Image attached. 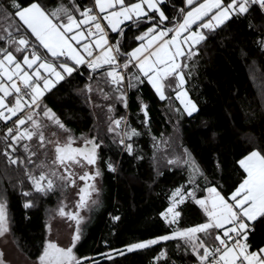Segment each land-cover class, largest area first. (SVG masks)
I'll use <instances>...</instances> for the list:
<instances>
[{
    "label": "snow or ice",
    "instance_id": "snow-or-ice-1",
    "mask_svg": "<svg viewBox=\"0 0 264 264\" xmlns=\"http://www.w3.org/2000/svg\"><path fill=\"white\" fill-rule=\"evenodd\" d=\"M163 3L164 0H94L91 7L81 8L72 0L71 6L61 3L48 9L38 0L27 4L11 0L10 8L0 11V18L5 22L18 18L17 22L0 29L6 33L0 35V41L6 45L0 47V121L12 124L0 137L5 145L0 155L8 165L16 166L18 171L22 169L16 184L23 185L26 179L31 185L30 190L22 192L26 198L56 191L63 195L69 185L76 183L77 172L72 166L85 169L78 175V179L84 181V187L77 193L76 211H66L63 201L59 208V215L67 216L77 225L70 245L60 247L56 242L45 240L36 258L37 264H89V258L75 255L73 246L82 234L84 217L79 215L80 208L96 207L100 191L93 182L100 175L99 169L89 172L87 167L95 168L101 144L96 142V137L82 136L79 138L82 144L74 146L77 138L50 108H42L45 93L66 81V77L71 78L81 66H86L88 82L77 89V94L85 95L88 103H92L93 92L106 101L123 102L125 84L127 88H133L147 80L160 100L165 99L166 89H173L184 113L191 116L197 111V105L189 98L186 81L195 67L191 61L198 55L199 46L206 42L209 33L225 22L250 14L253 6L264 14V0H184L185 7L174 9L176 15L169 19L162 11ZM144 25L150 26L141 32ZM126 28L136 29L138 34L134 40L137 44L122 51L121 40L112 42L111 33H119L122 37ZM41 50H44L43 54ZM130 67L132 71H128ZM125 72L128 73L127 81ZM112 110L109 103L108 112ZM141 110H144L143 104ZM109 119L108 131L113 132L120 128L124 118ZM52 125L68 133L66 140L46 139L45 130ZM124 135L131 141L139 133L130 129ZM34 139H38V149L43 151L44 160L40 162L36 159L38 151L33 150L30 143ZM119 143L125 145V140L121 138ZM46 145H54L53 158H49ZM126 149L131 155L133 144L127 143ZM162 161L169 169L173 165H182L189 172L186 190L184 186L175 188L168 197L167 208L160 213L164 224L172 231L128 242L120 248H112L105 240L108 251L99 256L114 264L115 257L178 239L183 241L186 252L194 257L193 264H264V247L252 251L247 243V221L264 216V150L254 148L238 161L246 175L230 195H225L222 188L204 176L187 150L172 158L165 155ZM107 167L115 171L112 163ZM58 168H63V173ZM200 177L204 178L206 186L198 195L201 192ZM92 193H96L97 199L92 198ZM187 200L202 211V222L174 227L182 215L179 206ZM32 205L33 200L27 199L23 207L27 209ZM112 220L118 221L119 217L113 216ZM9 231L5 205L0 202V235ZM166 255L161 249L151 264H158ZM0 264H5L2 253ZM91 264H98V261L92 259Z\"/></svg>",
    "mask_w": 264,
    "mask_h": 264
},
{
    "label": "trees",
    "instance_id": "trees-1",
    "mask_svg": "<svg viewBox=\"0 0 264 264\" xmlns=\"http://www.w3.org/2000/svg\"><path fill=\"white\" fill-rule=\"evenodd\" d=\"M55 1L62 0H38L48 9L56 5ZM86 1L89 0H82ZM19 2L27 4L32 0ZM0 6L10 8L11 0H0ZM161 7L171 19L176 15L174 9L184 6L182 0H165ZM14 21L17 22L15 18ZM148 26L144 25L140 31ZM137 34L135 28H126L122 37L119 33L111 34V40L115 42L119 38L123 45L121 50L128 51L137 44L134 40ZM262 42L264 16L257 6H253L250 14L233 17L208 34L206 42L199 46L198 55L191 61L195 67L186 81L190 97L197 105V111L191 116L181 113L170 93L165 101H158L146 84L126 90V108L119 102L103 101L102 107L112 103L115 111L111 118L120 119L126 112L124 131L136 129L139 133L131 138L135 141L131 155L121 149L112 133L99 130L100 122H96L91 104L86 102L85 95L77 94V89L88 82L86 66H81L71 78L66 77V81L45 95L43 106L50 108L70 133L76 137L93 136L101 143L98 166L105 188L104 206L100 211H93L90 222L82 228L81 238L73 247L78 258H89V264L92 259L98 264H113L99 256L108 251L105 240L112 248H120L128 242L172 231L164 224L160 213L165 209L171 191L179 186L187 188L189 172L182 165L166 167L162 161L165 155L172 158L187 150L204 176L222 188L225 195L240 182L243 172L238 161L254 148L264 150ZM5 46L0 41V47ZM11 126V123L0 122V137L6 127ZM4 147L0 139V152ZM20 155H24L22 148ZM108 163L116 164L115 172L108 169ZM17 176H22V169L18 171L16 166L8 165L0 155V201L5 205L10 232L18 249L29 259H35L46 239V209L55 203L57 195L53 192L26 198L22 192L30 190L31 185L26 179L23 185H17ZM198 183L199 195L206 182L200 177ZM27 199L33 200V205L25 209L23 205ZM179 210L181 219L174 227L202 222V211L191 200L180 205ZM113 216H118L119 220L113 221ZM247 243L250 250H257L264 244V216L251 224ZM161 249L167 255L158 264L194 262L183 241L173 239L115 257L114 264H151Z\"/></svg>",
    "mask_w": 264,
    "mask_h": 264
},
{
    "label": "rangeland",
    "instance_id": "rangeland-1",
    "mask_svg": "<svg viewBox=\"0 0 264 264\" xmlns=\"http://www.w3.org/2000/svg\"><path fill=\"white\" fill-rule=\"evenodd\" d=\"M2 10H3V8L0 6V11H2ZM77 18H79V17H77ZM14 22H15L14 20H9V21L5 22V20L3 18H0V29L7 27L8 24H11ZM0 35H6V33H4L3 31H0ZM19 59L22 60V57ZM108 90H109V88L107 86H105V91H108ZM94 94L95 95H92V97H91L92 103H90V104H91V108H92L93 113L96 115V117H95L96 122H100V123H98L99 124V127H98L99 130H101L102 133H112L114 135L115 140L118 142L121 138H123L125 140V145H120V146H121L122 150H127L126 144L128 141L126 139V136L124 135L125 125L122 126L123 121H125V124H126V112H124V114L122 115V117L124 119L121 122L120 128L113 131V132H109L108 131V126L110 123L109 117H111L114 114L115 110H112V112L109 113L108 112V105H106V106L104 105V107H102L103 101H106V100H104L100 96L99 93L94 92ZM126 94H127V92L125 89V100L123 102L114 101V100H112L110 102H112V103L113 102H119L120 104H123V106L126 108V103H127ZM94 105H101V107H95ZM43 107L44 106L42 105V108ZM44 119H45V122H47L46 118H44ZM98 128H94V129H98ZM52 133H55L56 135L53 136ZM70 134L73 137L77 138L75 144H79L80 142H82V140L79 139L82 136L88 137V138L93 137V136H89V135H82L80 137H76L72 133H70ZM67 135H68V133L63 132V130L59 129L57 126H54V125L48 127L45 130V136H46V139H48V140H54V141L60 140L61 142H63L64 140H66ZM30 143L33 146L35 145L33 150L38 151V156L36 158L37 162L44 160L43 151L38 149V144H39L38 139H34ZM46 147L49 149V158H53L54 157V145H46ZM152 147H153V145H152ZM154 147H156V146H154ZM35 148H37V149H35ZM113 166H114V169H116L115 163L113 164ZM96 168L99 169L98 162H97L95 168H93V166H88L87 170L89 172H92V171H95ZM57 170L59 172L63 173V168H58ZM72 170L77 172V177H75L76 183L74 185H69L64 190L63 195L60 191H56V195H57V197L55 198L56 201L50 208L46 209V214H45V230H46V239L45 240H51L53 242H56L58 244V246H60V247H65V246L70 245L71 235L73 232L76 231V228H77L75 221L68 219L67 216L59 215V208H60L61 201H63L64 205L66 206V208H65L66 211L70 209L73 212H75L76 211V204L79 200V196L77 195V193L79 192L81 187H84V181L79 180L78 175H82L85 169L79 168L78 166L73 165ZM115 171H113V172H115ZM100 174H101V171H100ZM93 182L100 189L99 196H98L99 203L96 207L91 208V209L87 206H82L80 208L79 215L84 217V220L82 222L83 227L85 226V223L90 222L92 212L95 210L100 211L104 206L105 188H104L103 182L101 180V175L97 176ZM179 187H181V186H179ZM184 189L186 190V188H184ZM171 193L168 195V197L171 195ZM92 198L97 199L96 193H92ZM168 203H169V201L167 198V205H166L165 209L167 208ZM0 253H2V258L4 259L5 264H37L36 258L35 259H29L24 253H22L18 249V247L15 243V239L13 238L10 231L8 233L0 235Z\"/></svg>",
    "mask_w": 264,
    "mask_h": 264
},
{
    "label": "crops",
    "instance_id": "crops-1",
    "mask_svg": "<svg viewBox=\"0 0 264 264\" xmlns=\"http://www.w3.org/2000/svg\"><path fill=\"white\" fill-rule=\"evenodd\" d=\"M165 1V0H164ZM183 1V6L185 7V5H184V0H182ZM55 3H56V1H55ZM61 3H63L64 5H66V6H71V3H72V0H62V1H57V3H56V5L55 6H53V7H51L50 9H52V8H55L57 5H59V4H61ZM75 3L78 5V6H80L81 8H83V7H85V6H88V7H91L92 6V3H94V0H92V3H90V0L89 1H86V2H82V0L80 1V0H75ZM86 3V4H85ZM87 4H89V5H87ZM77 17H78V14H77ZM16 19V21H18V18H15ZM111 34H114V33H111ZM29 35H30V33H29ZM136 46V45H135ZM134 46V47H135ZM41 52H42V54H43V52H44V50H41ZM17 56H18V58H21L22 56H20V54L19 53H17L16 54ZM128 71H132V69H131V67H130V69L128 70ZM124 75H125V81H127V79H128V73L127 72H125L124 73ZM62 82V81H61ZM142 84H146L148 87H149V89H150V91L154 94V96L156 97V99L158 100V101H165L166 100V95L168 94V93H170L171 95H172V98L174 99V101H175V103L177 104V106H178V108H179V110L181 111V113L183 114V115H185V116H189V115H187L186 113H184V111H183V106L180 104V101L178 100V99H176V96H175V92H174V90L173 89H171V88H169V89H166L165 90V99L164 100H160L159 99V97L156 95V93H155V91L153 90V88L151 87V85H149L148 84V82H147V80H144L143 81V83H139V84H137L135 87H133L134 89L135 88H138V87H140ZM57 86V85H56ZM125 89L126 90H128V89H132V88H127L126 87V84H125ZM186 90H187V87H186ZM51 91V90H50ZM188 91V90H187ZM48 92H46L45 93V95L47 94ZM188 94H189V92H188ZM189 98L192 100V98L190 97V94H189ZM13 99H14V97H13ZM43 99V98H42ZM193 101V100H192ZM194 102V101H193ZM195 103V102H194ZM18 116H19V114H18ZM15 119V118H14ZM1 123H6V122H4V121H0ZM89 139H91V137H89ZM97 143H100V141H96ZM132 144H133V146H134V142L133 141H130ZM82 144V142H80L79 144H74L75 146L77 145V146H80ZM101 144V143H100ZM35 146V145H34ZM34 146H33V148H34ZM35 149H37V148H35ZM100 151V148L97 150V152H99ZM248 154V153H247ZM246 154V155H247ZM243 158V157H242ZM241 158V159H242ZM97 162H98V160H97ZM238 166H239V164H238ZM239 168H240V166H239ZM241 169V171L243 172V169L242 168H240ZM246 174L243 172V177H242V179L244 178V176H245ZM241 179V180H242ZM240 180V181H241ZM240 183V182H239ZM238 183V184H239ZM238 184L236 185V186H238ZM235 186V187H236ZM235 187L232 189V191L235 189ZM172 192V191H171ZM231 193V192H230ZM230 193L228 194V195H230ZM259 217H261V216H258L256 219H258ZM255 219V220H256ZM255 220H252V221H247V223H248V229L247 230H249V228H250V226H251V224L255 221ZM74 247V246H73ZM260 247H264V244L262 245V246H260ZM252 251H255V250H252Z\"/></svg>",
    "mask_w": 264,
    "mask_h": 264
},
{
    "label": "built area",
    "instance_id": "built-area-1",
    "mask_svg": "<svg viewBox=\"0 0 264 264\" xmlns=\"http://www.w3.org/2000/svg\"><path fill=\"white\" fill-rule=\"evenodd\" d=\"M263 16H264V14H263ZM124 125H125V121L122 122V126H124ZM122 129H123V128H122Z\"/></svg>",
    "mask_w": 264,
    "mask_h": 264
}]
</instances>
